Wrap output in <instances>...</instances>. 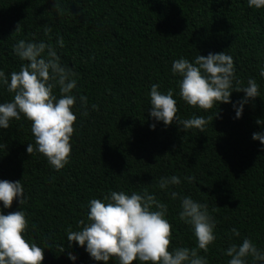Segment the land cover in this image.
I'll return each mask as SVG.
<instances>
[{"label":"trees","instance_id":"16d2710c","mask_svg":"<svg viewBox=\"0 0 264 264\" xmlns=\"http://www.w3.org/2000/svg\"><path fill=\"white\" fill-rule=\"evenodd\" d=\"M0 0V70L19 71L25 61L14 52L20 40L56 44L60 63L76 73L77 116L71 136L69 163L55 170L45 156L27 153L35 145L31 121L21 114L8 129H0V180L22 181L27 203L16 200L4 214L26 213L25 239L44 249L42 264H104L90 258L67 232L87 221L88 202L112 191L141 193L145 189L168 208L172 225L169 250L196 248L190 226L179 219L180 198L190 196L207 204L216 222V240L209 245L208 264H228L225 250L251 239L264 249V151L255 132L264 130V9L248 7L247 0ZM20 25L17 32V25ZM52 29L45 34V27ZM226 52L234 60L235 77L247 86L259 85V96L235 119L232 104L203 110L179 96V76L172 63L190 62L200 54ZM172 90L177 116L208 120L203 132L165 126L149 117L150 89ZM59 98V89H54ZM12 93L0 85V103ZM244 93L233 92V102ZM79 96H86L82 106ZM92 105H96L93 109ZM87 112V115H83ZM155 123V130L151 125ZM177 176L182 183L161 190V177ZM194 176L189 183L184 177ZM179 194L173 200L171 192ZM2 209V205H0ZM236 228L240 237L232 235ZM65 251L61 252V247ZM77 257L69 260L68 253ZM108 264H119L113 258ZM133 264H139L134 261ZM249 264H252L249 258Z\"/></svg>","mask_w":264,"mask_h":264},{"label":"clouds","instance_id":"9594fccd","mask_svg":"<svg viewBox=\"0 0 264 264\" xmlns=\"http://www.w3.org/2000/svg\"><path fill=\"white\" fill-rule=\"evenodd\" d=\"M54 7L59 9L58 0H53ZM248 7L264 9V0H247ZM20 25H17L16 31ZM45 34L51 33L45 27ZM64 47V40L58 36L56 44L25 42L20 40L14 45V52L21 61L19 71L6 75L0 70V85L14 94L9 102L0 103V129H8L10 121L20 120L21 114L31 121V133L35 145L27 144V153L36 151L48 160L57 171L69 163L71 154V136L77 116L73 107L77 102L76 73L60 63L56 48ZM172 74L179 76V96L188 105L203 110L212 109L220 103L232 104L235 119H240L244 106L259 96V85L255 79H249L247 86L235 88L234 83L240 81L235 77L234 60L226 52L212 53L207 56L198 55L194 61L180 58L172 63ZM264 77V68L260 69ZM59 89V98L54 89ZM160 85L153 84L150 89L149 117L165 126L179 124L184 130L198 129L204 131L208 120L203 116L180 119L177 114V102L172 90L161 92ZM244 93L243 99L233 102V92ZM79 102L86 106L88 98L79 96ZM93 109L96 105H92ZM83 115H87L84 112ZM258 125L264 127L261 121ZM156 124L151 125L155 130ZM253 141H259L264 151V130L252 135ZM189 183L194 176L184 177ZM181 179L175 175L161 177L159 188L169 190L170 186H178ZM179 194L171 192V198L177 199ZM16 200L19 206L27 203L22 181L0 180V264H42L44 249L25 239L28 221L26 213L20 209L4 214V209L12 207ZM87 221L79 222L80 230L67 232L69 247L73 242L84 248L90 258L108 264L116 258L119 264H208L206 256L198 254V250L207 253L209 245L216 240V222L208 211V205L202 204L190 196L180 198L179 219L190 226L196 238V248L173 247L171 242L172 225L166 219L168 208L156 195L145 189L141 193L112 191L103 199H91L88 202ZM231 233L240 237V232L233 228ZM65 251L61 247V252ZM229 257L228 264H264V249L249 238L242 242L232 243L225 250ZM69 260L75 262L77 257L68 253Z\"/></svg>","mask_w":264,"mask_h":264}]
</instances>
